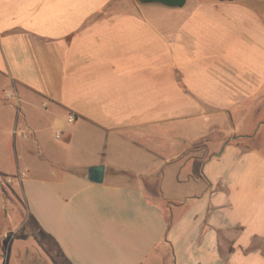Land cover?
Here are the masks:
<instances>
[{"label":"crops","instance_id":"crops-1","mask_svg":"<svg viewBox=\"0 0 264 264\" xmlns=\"http://www.w3.org/2000/svg\"><path fill=\"white\" fill-rule=\"evenodd\" d=\"M187 3L0 0V133L43 256L264 264V0Z\"/></svg>","mask_w":264,"mask_h":264},{"label":"rangeland","instance_id":"rangeland-1","mask_svg":"<svg viewBox=\"0 0 264 264\" xmlns=\"http://www.w3.org/2000/svg\"><path fill=\"white\" fill-rule=\"evenodd\" d=\"M190 2L192 0H188L187 4ZM148 6H155L156 8H161V10H180L179 8H168L162 5ZM183 8H185L183 10H187V7ZM0 97H2L1 89ZM4 127L8 129L6 125ZM226 133L220 134L225 135ZM8 136L5 133H0V137L2 138V141H0V264H22L23 259L20 260L18 254L28 252L30 254L29 258L38 257L41 254L40 259L37 258L41 260V264H59V261L55 262V260L45 255L43 256V252L39 251V244L35 241L34 237L27 235L25 228L20 226L21 224H25V209L22 197L15 188L17 184L15 178V156L18 149L11 146V137ZM16 137L19 140V136L16 135ZM166 138L169 139L168 135L164 136V140ZM152 150H157L158 152L160 150L162 159L171 157L172 155V148L169 145H165L162 148H152ZM34 156L37 162L40 163V156L38 157L37 153ZM169 165L165 166L164 164V167H168ZM157 176L153 182L157 184L159 192L163 194L164 198L171 197L172 194L176 193L174 184L166 173L162 175L158 174ZM148 190H151L149 185ZM37 234L42 239V235L39 232Z\"/></svg>","mask_w":264,"mask_h":264},{"label":"water","instance_id":"water-1","mask_svg":"<svg viewBox=\"0 0 264 264\" xmlns=\"http://www.w3.org/2000/svg\"><path fill=\"white\" fill-rule=\"evenodd\" d=\"M142 4L157 3L167 7H182L186 0H137ZM87 178L91 182L101 183L104 176V165H93L88 168Z\"/></svg>","mask_w":264,"mask_h":264},{"label":"built area","instance_id":"built-area-1","mask_svg":"<svg viewBox=\"0 0 264 264\" xmlns=\"http://www.w3.org/2000/svg\"><path fill=\"white\" fill-rule=\"evenodd\" d=\"M71 119H72V118H70V120H71ZM22 135H23V137H26V134H25V133H23ZM56 136L59 137V134H57Z\"/></svg>","mask_w":264,"mask_h":264},{"label":"trees","instance_id":"trees-1","mask_svg":"<svg viewBox=\"0 0 264 264\" xmlns=\"http://www.w3.org/2000/svg\"><path fill=\"white\" fill-rule=\"evenodd\" d=\"M220 1H225V0H220ZM227 1H231V0H227Z\"/></svg>","mask_w":264,"mask_h":264}]
</instances>
